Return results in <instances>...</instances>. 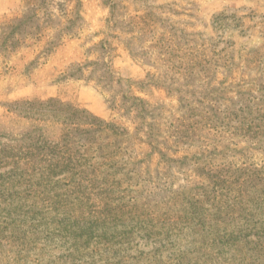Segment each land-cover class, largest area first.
Segmentation results:
<instances>
[{
    "label": "rangeland",
    "instance_id": "1",
    "mask_svg": "<svg viewBox=\"0 0 264 264\" xmlns=\"http://www.w3.org/2000/svg\"><path fill=\"white\" fill-rule=\"evenodd\" d=\"M258 48L264 51V0H0V158L60 145L66 123L76 171L99 179L114 172L129 199L155 215L169 190L199 181L192 168L202 150L215 164L264 163L263 144L217 140L219 90L224 81L258 76L241 65ZM74 109L81 113L72 116ZM94 117L118 126L116 133L96 129ZM211 134L209 148L200 146ZM224 143L230 148L215 152ZM44 158V175L58 172L50 179L62 183L75 172L62 174ZM113 228L107 235L128 226ZM42 242L18 257L13 241L0 238V264H162ZM129 242L122 248L131 255L159 245L137 235Z\"/></svg>",
    "mask_w": 264,
    "mask_h": 264
},
{
    "label": "trees",
    "instance_id": "2",
    "mask_svg": "<svg viewBox=\"0 0 264 264\" xmlns=\"http://www.w3.org/2000/svg\"><path fill=\"white\" fill-rule=\"evenodd\" d=\"M241 58V65L258 72V76L242 75L230 83L224 81L219 90L224 107L217 116V140L224 136L264 145V80L260 79L264 75V51L253 49ZM80 113L74 109L71 115ZM94 118L93 122L100 124L96 129L116 133L118 126ZM207 121L211 120L206 117L205 124ZM64 125L60 145L39 146L36 154L27 150L24 159L0 158V167L10 166L0 173V238L13 241L18 257L34 250L42 240L46 243L48 238H55L56 243L70 242L74 250L84 249L86 254L94 250L117 262L152 256L162 264H264V163L215 164L200 157L202 150L192 168L199 181L181 191L169 190L162 197L164 209L152 215L129 199L127 188L120 185L114 172L99 179L76 171L67 134L72 128ZM189 127L187 138L192 141L196 128ZM179 131L176 136L183 135ZM215 137L204 135L201 138L205 143L200 146L208 149V142ZM213 148L219 153L230 145L215 144ZM45 156L62 174L75 172L62 183L58 178L50 179L56 172L44 175ZM76 173L81 178L74 177ZM84 182L89 187L82 188ZM127 226L123 234L111 232L109 236L105 231ZM136 226L139 229L133 233ZM60 227L63 232L58 230ZM53 230L57 232L52 234ZM136 235L155 239L159 245L131 255L122 246L131 245L129 241Z\"/></svg>",
    "mask_w": 264,
    "mask_h": 264
}]
</instances>
